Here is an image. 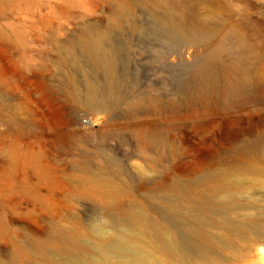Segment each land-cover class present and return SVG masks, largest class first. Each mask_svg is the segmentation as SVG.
<instances>
[{
    "label": "rangeland",
    "instance_id": "rangeland-1",
    "mask_svg": "<svg viewBox=\"0 0 264 264\" xmlns=\"http://www.w3.org/2000/svg\"><path fill=\"white\" fill-rule=\"evenodd\" d=\"M174 2L199 13L215 11L210 23L222 29L218 34L236 32L252 49L250 58H259L264 67V0ZM155 3L0 0V264H15L10 261L14 254L22 261L36 260L29 254L37 248L57 256L58 243L92 244L98 233L123 229L120 222H107L114 219L108 214L112 200L88 182L89 171L105 165L114 167L106 172L125 188L122 206L142 209L173 227L187 249L199 242L186 229L195 216L215 222L216 215L229 214L199 186L206 170L187 166L201 163L199 156L211 147L206 139L222 121L224 137L238 135L224 147L247 143L260 146L264 155V86L260 93L249 86V100H235L216 116L205 105L196 108L188 98L200 82L224 76L218 70L228 63L227 54H210L222 37L191 43L161 20L162 8ZM96 38L98 58H110L117 78L115 95L97 110L88 107L83 89L87 80L107 84L89 52L97 49ZM210 57L221 58L220 65L215 62L210 73L200 74L199 64ZM149 128L159 143L147 146L141 137ZM171 184L185 193L170 189ZM238 192L240 203H248L262 219L264 188L244 186ZM260 245L264 241L250 242L249 253L222 264H262Z\"/></svg>",
    "mask_w": 264,
    "mask_h": 264
},
{
    "label": "bare ground",
    "instance_id": "bare-ground-1",
    "mask_svg": "<svg viewBox=\"0 0 264 264\" xmlns=\"http://www.w3.org/2000/svg\"><path fill=\"white\" fill-rule=\"evenodd\" d=\"M174 1L155 0V5L162 8L161 20L173 26L171 29L187 37L191 43H209L222 31L219 25L210 23L216 15L215 11L199 13L195 11L196 9L189 10L180 2ZM235 33L233 30H227L223 35L218 34L222 39L216 43L217 45L215 44L214 49H210L211 55L225 52L228 63L220 65L221 58L210 57L204 58L198 66L200 74H208L212 64L217 62L220 65L218 72L224 75L221 81L210 75L206 83L202 85L200 82L198 92L194 91L195 94L188 98V101L191 104L194 103L196 108L205 105V110L213 116L218 115L219 108L231 105L235 100L247 98L249 100L251 95L248 92L249 86H255L254 91L257 90L258 93L264 86V67L259 65V58L258 61L256 58H250L253 55L252 49ZM95 41L97 49L89 48V52L95 57L92 61L96 68L105 74L104 81L107 84L101 86L99 82L87 80L83 89L87 96L88 107L97 110L103 108L108 103V98L115 95L114 88L117 78L113 73L110 58H98L101 55L100 40L96 38ZM244 47L248 49L241 54L239 49ZM208 59L209 63H207ZM171 104L173 102L163 104L160 108L165 112L171 108ZM199 111L197 109V112ZM214 123L215 117L212 118L210 125ZM225 125L226 121H222L220 129L206 139L211 147L205 156L204 154L199 156L201 163L189 164L190 166L187 167L194 170L203 168L206 170L207 175L198 182L199 186L208 194L209 200L215 201L214 203L218 204L222 210L233 215H224L223 212H221L222 215H216L215 212L217 218L215 222L206 215H199L200 213L195 216V220L186 225L187 231L199 241L190 243L191 249L183 247L174 237L176 232L173 227L153 219L154 217H148V214H145L146 211H141L142 209L123 207L119 198L124 194L125 188L123 190V187L115 181L117 177L113 178L110 172H106L114 167L105 165L104 170L89 171L88 182L91 186L101 189L103 196L112 200L113 205L108 214H112L114 219L107 218V222L111 225L120 222L124 225L123 229L114 228L106 234L98 233L92 244H82L76 240H69L71 241L69 243H58L56 245L57 252H59L57 256H50L37 248L29 254L36 260L22 261L18 254H14L10 261L15 264H222L224 261H237L243 252H250H248L250 242L264 241V208L260 216L262 219H259L256 218L258 216H256V211L254 214L249 210L250 205H246L248 203H240L238 200V190L244 186L264 188V155L260 146L254 149L253 145L247 143H241L237 147H224L223 143L226 144L228 140H236L238 137L237 134L224 137L227 133L220 130H224ZM155 132L151 128L146 130L141 137V142L147 146L153 145L152 142L159 143L155 140ZM216 142H219L217 147ZM162 150L169 152L168 155L173 153L170 147L166 150L162 146ZM233 174L236 177L228 181L225 176ZM170 189L185 193L180 186L175 184H171ZM249 201L251 202L250 199ZM239 243H244V247H239ZM257 251L261 255V263L264 264L263 245L257 247Z\"/></svg>",
    "mask_w": 264,
    "mask_h": 264
},
{
    "label": "built area",
    "instance_id": "built-area-1",
    "mask_svg": "<svg viewBox=\"0 0 264 264\" xmlns=\"http://www.w3.org/2000/svg\"><path fill=\"white\" fill-rule=\"evenodd\" d=\"M83 121H85L86 119L85 118H82Z\"/></svg>",
    "mask_w": 264,
    "mask_h": 264
}]
</instances>
